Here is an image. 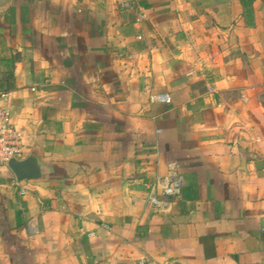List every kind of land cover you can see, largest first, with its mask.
Masks as SVG:
<instances>
[{"label": "crops", "instance_id": "0c3cea01", "mask_svg": "<svg viewBox=\"0 0 264 264\" xmlns=\"http://www.w3.org/2000/svg\"><path fill=\"white\" fill-rule=\"evenodd\" d=\"M241 1L0 8V88L42 169L0 166V264H264V0L247 21Z\"/></svg>", "mask_w": 264, "mask_h": 264}, {"label": "built area", "instance_id": "2783aa9c", "mask_svg": "<svg viewBox=\"0 0 264 264\" xmlns=\"http://www.w3.org/2000/svg\"><path fill=\"white\" fill-rule=\"evenodd\" d=\"M152 102L169 103L166 95H154ZM10 93L0 92V166H6L11 159L23 160V148L20 136L11 124ZM181 180L177 174L174 164L168 165L167 176L149 186V201L156 207L164 208L166 203L159 201L155 192L161 195L174 197L180 193Z\"/></svg>", "mask_w": 264, "mask_h": 264}, {"label": "water", "instance_id": "95a60500", "mask_svg": "<svg viewBox=\"0 0 264 264\" xmlns=\"http://www.w3.org/2000/svg\"><path fill=\"white\" fill-rule=\"evenodd\" d=\"M8 0H0V8H5ZM7 167L18 182L39 179L42 169L36 159L32 156L23 160L11 159L7 162Z\"/></svg>", "mask_w": 264, "mask_h": 264}, {"label": "trees", "instance_id": "16d2710c", "mask_svg": "<svg viewBox=\"0 0 264 264\" xmlns=\"http://www.w3.org/2000/svg\"><path fill=\"white\" fill-rule=\"evenodd\" d=\"M241 2H242L243 6L245 8L244 9V14H245V18H246V21H247V19L249 17V14H250V10L247 9V7H246L247 3L244 0H242ZM8 88H9V85L7 87H5V88L1 87L0 89H1V91H6Z\"/></svg>", "mask_w": 264, "mask_h": 264}, {"label": "rangeland", "instance_id": "374dc122", "mask_svg": "<svg viewBox=\"0 0 264 264\" xmlns=\"http://www.w3.org/2000/svg\"><path fill=\"white\" fill-rule=\"evenodd\" d=\"M0 78H2V79H5V78H7V75L6 74H3V75H1L0 76ZM6 80V79H5ZM7 81V80H6ZM1 90V89H0Z\"/></svg>", "mask_w": 264, "mask_h": 264}]
</instances>
